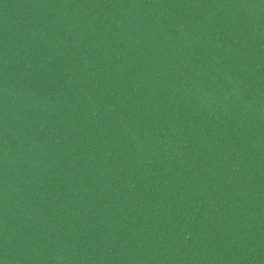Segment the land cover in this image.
I'll return each mask as SVG.
<instances>
[{
	"label": "water",
	"instance_id": "1",
	"mask_svg": "<svg viewBox=\"0 0 264 264\" xmlns=\"http://www.w3.org/2000/svg\"><path fill=\"white\" fill-rule=\"evenodd\" d=\"M3 264H264V0H0Z\"/></svg>",
	"mask_w": 264,
	"mask_h": 264
},
{
	"label": "snow or ice",
	"instance_id": "2",
	"mask_svg": "<svg viewBox=\"0 0 264 264\" xmlns=\"http://www.w3.org/2000/svg\"><path fill=\"white\" fill-rule=\"evenodd\" d=\"M0 264H3V262H2V261H0Z\"/></svg>",
	"mask_w": 264,
	"mask_h": 264
}]
</instances>
